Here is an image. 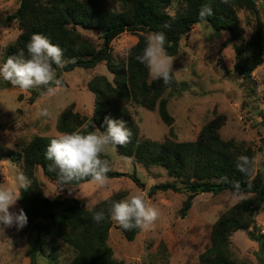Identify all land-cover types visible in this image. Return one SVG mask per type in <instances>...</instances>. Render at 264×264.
<instances>
[{
  "label": "trees",
  "instance_id": "1",
  "mask_svg": "<svg viewBox=\"0 0 264 264\" xmlns=\"http://www.w3.org/2000/svg\"><path fill=\"white\" fill-rule=\"evenodd\" d=\"M107 1L21 0L19 8L7 18L11 22H18L20 35L7 48L4 62L21 50L27 54L26 43L34 33H40L64 51L66 63L62 69H57V76L59 72H70L76 68L92 70L105 63L114 76L113 82L104 75H95L88 82V88L95 94L93 116L90 119L83 117L71 105L60 115L58 131L71 132L82 129L84 124L90 125L88 130H93L95 126L104 131L105 116L125 121L132 137L126 145L117 146L119 153L133 158L145 168L161 166L169 177L181 181V187L176 182H167L150 187L146 193L150 197L168 191L186 194L180 211L183 218L192 209L197 195L234 191L232 184L225 182L223 177H227L228 181H238L242 193L251 196L231 207L212 226L209 247L201 255V264H240L231 250L232 237L238 231L246 232L249 239L264 251V235L260 234L256 222L257 215L264 211L263 177L261 173L254 176L255 168L249 176L236 169L238 156L255 157L252 146L245 141L223 139L219 133L221 115L207 123L195 141H178L173 130L175 119L169 110V98L166 97L167 93L178 92L176 77L170 86L162 80L153 81L148 68L135 59L146 45V34L161 31L167 38V54L177 55L182 40L188 37L194 26L202 23L199 22L198 13L201 6L207 4L213 9V15L207 18L212 28L230 32L227 43L236 45L234 75L241 81L251 82L255 70L264 63V22L258 0H228L227 3L222 0H113L119 5V11L111 10ZM175 2H179L181 7L175 15H171L169 8ZM241 10L249 12L256 22L254 32L247 41H244L245 32L239 18ZM83 31L97 32L99 43ZM126 32L138 34L139 39L127 59L118 62L113 55L112 44ZM44 91L33 90L35 96L31 97V103ZM129 104L159 113L161 120L170 127L165 141L159 143L139 138V125L124 112ZM262 117L264 119V113ZM52 137L36 135L22 152L0 147V161L4 158L21 161L24 175L31 180L30 189L20 190L17 211L23 209L28 218L25 230L30 236L27 251L30 264H39L38 256L47 246H52L49 257L54 262L59 250L65 247L72 253L68 264H125L114 257L109 244L111 232L119 228L123 237L131 243L142 230L125 231L116 226L108 209L112 201H119L126 194L118 192L91 209L80 199L62 194L49 198L37 172L41 171L48 179L60 183L56 173L48 170L51 162L45 159V151ZM260 150L264 156V148ZM101 158L109 160L112 165L108 155L104 154ZM107 175L109 179L124 176L122 172L112 169ZM132 178L137 185H144L136 175ZM89 181L90 178H85L72 185ZM100 210H104L105 220L96 223L92 214Z\"/></svg>",
  "mask_w": 264,
  "mask_h": 264
},
{
  "label": "rangeland",
  "instance_id": "2",
  "mask_svg": "<svg viewBox=\"0 0 264 264\" xmlns=\"http://www.w3.org/2000/svg\"><path fill=\"white\" fill-rule=\"evenodd\" d=\"M107 3L111 10L119 11L116 2L108 0ZM20 4L21 0H0V64L4 63L7 48L20 35L18 22L7 19ZM258 4L264 22L263 1L258 0ZM180 7L179 2H175L169 8V13L175 15ZM239 18L245 32L244 41H247L256 25L254 16L241 10ZM83 33L99 43L97 32ZM229 38L230 32L227 30L218 31L209 22L200 23L182 40L180 52L172 56V71L178 82V92L167 93L166 97L169 98V110L175 119L173 130L178 141H195L207 123L217 115L223 116L219 131L221 137L245 141L252 146L257 160L254 176L261 173L264 180V156L260 150L264 148V63L253 73V81L237 79L234 75L236 45L227 43ZM138 39V34L130 32L115 39L112 44L115 59L125 61ZM95 75L107 76L112 82L114 79L105 63L92 70L76 68L70 72H59L62 87L55 95L43 94L34 103H31V97L35 96L33 90L36 89L23 91L0 78V147L22 152L36 135L54 137L60 133L57 129L60 115L71 105L81 116L90 119L94 112L95 94L88 88V82ZM42 109L47 110V116L38 115ZM124 112L139 125L140 139L161 143L168 137L170 127L161 120L158 112L132 104L127 105ZM106 155L111 159V169L122 172L124 176L109 179L105 186L92 181L61 185L48 179L41 171L37 172V176L49 198L53 199L59 194L77 198L90 209L118 192H124L126 197L143 193L147 202L159 212L153 226L142 230L131 243L117 227L112 230L109 239L115 259L125 264H201V255L209 247L212 226L231 207L251 196L243 193L241 198H237L233 192L218 195L201 193L195 197L187 217L183 218L180 211L186 194L168 191L150 197L146 193L150 187L167 182H176L181 187L180 180L169 177L161 166L143 167L133 158L121 155L118 148L109 149ZM21 172V161L4 158L0 161V184L15 189L18 187L17 176ZM133 175L144 185H137ZM65 187L73 188L71 195ZM18 209L17 201L10 211L17 213ZM256 222L260 234L264 235V211L257 215ZM29 237L25 226L0 225V264H30L27 255ZM51 250L52 246L44 248L38 256L39 264H68L72 259V253L63 247L54 262L49 257ZM231 250L240 264H264V251L244 231L233 235Z\"/></svg>",
  "mask_w": 264,
  "mask_h": 264
},
{
  "label": "clouds",
  "instance_id": "3",
  "mask_svg": "<svg viewBox=\"0 0 264 264\" xmlns=\"http://www.w3.org/2000/svg\"><path fill=\"white\" fill-rule=\"evenodd\" d=\"M222 2L227 3L228 0ZM212 15L213 9L209 5L201 6L198 13L199 22L207 23V18ZM166 40V35L162 31L149 33L142 53L135 59L148 68L153 81L162 80L165 85L170 86L174 80L172 71L174 57L166 52ZM25 48L27 54L21 50L0 64V78L23 91L44 89L42 94L55 95L62 87L57 69H62L66 63L63 59V49L40 33H34ZM38 115L47 116L48 112L42 109ZM104 125L106 129L101 131L95 126L93 130H88L90 125L84 124L82 129L57 133L50 139L45 151V159L51 162L48 170L56 173L61 185H72L85 178H90L99 186L108 183L107 173L111 171L110 162L101 157L109 149L115 150L117 146L129 143L132 132L125 121L113 119L111 116L104 117ZM256 163L255 157L240 155L236 159V169L241 174L249 176ZM222 179L232 184L234 196L237 198L243 196L238 181H228L227 177ZM17 184L18 187L15 189L0 184V225L4 227L16 225L18 228H23L28 222L23 209L15 213L10 211V208L21 198V189L25 191L30 189L31 180L21 172L17 176ZM248 187H251V184H248ZM65 188L70 195L74 191L71 187ZM108 211L111 219L125 231L148 230L159 216L158 210L150 205L146 196L140 192L129 194L119 201H112ZM92 219L96 223L104 221V210L93 211Z\"/></svg>",
  "mask_w": 264,
  "mask_h": 264
},
{
  "label": "water",
  "instance_id": "4",
  "mask_svg": "<svg viewBox=\"0 0 264 264\" xmlns=\"http://www.w3.org/2000/svg\"><path fill=\"white\" fill-rule=\"evenodd\" d=\"M126 176L130 177L129 175H126Z\"/></svg>",
  "mask_w": 264,
  "mask_h": 264
}]
</instances>
